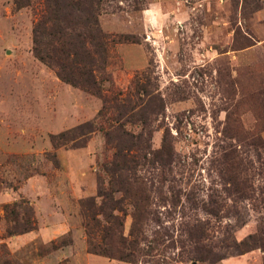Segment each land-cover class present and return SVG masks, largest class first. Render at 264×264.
<instances>
[{
	"label": "rangeland",
	"instance_id": "374dc122",
	"mask_svg": "<svg viewBox=\"0 0 264 264\" xmlns=\"http://www.w3.org/2000/svg\"><path fill=\"white\" fill-rule=\"evenodd\" d=\"M65 1L97 93L34 52L70 71L51 0H0V264H264V0Z\"/></svg>",
	"mask_w": 264,
	"mask_h": 264
},
{
	"label": "trees",
	"instance_id": "16d2710c",
	"mask_svg": "<svg viewBox=\"0 0 264 264\" xmlns=\"http://www.w3.org/2000/svg\"><path fill=\"white\" fill-rule=\"evenodd\" d=\"M56 8L54 9V14H53V20L54 26L56 24H60V28L62 29L61 32L63 33V36H68L69 40V46L71 48V53L69 54V57L73 56L74 59L72 61V64H70V71L67 73L65 65H60L52 62L46 55L40 51L38 47H35L34 52L36 56L44 61L46 64L55 66L59 70V76L61 77L62 80L71 83L75 86L82 87L83 89L87 91H92L97 93L99 91L98 83H97V78L95 75V59L91 57L92 51L88 48L89 45L93 46L95 49V52L99 53L100 49L106 50L104 47V36L101 35L100 32H98V29L96 30L97 33L94 31V28L91 27L92 29H87V32L81 33V34H68L65 32V29H69L74 25H70L68 19L64 18L65 17V9L66 8V1L65 0H51ZM18 5V4H17ZM89 23L91 22V19L88 20ZM63 23L66 24L63 26ZM97 24V22H96ZM44 28L43 22H40L34 30V37H35V43L40 46V40L38 35L42 32ZM76 32V31H75ZM73 32V33H75ZM77 76V77H76ZM121 95V94H120ZM119 95V96H120ZM119 99L120 97L114 95L113 98H106L105 97V110L110 109V104L112 103L113 107L116 109H119ZM127 115V113L121 114L118 119L114 120L113 122L115 123L112 125V127H115V129L123 128L124 125L121 124V120ZM102 118L104 117V113L101 114ZM101 118V119H102ZM95 124H87L81 128L93 131ZM64 136V135H62ZM54 142H56V139H54ZM101 195H104L102 192L99 191ZM91 203L90 200L88 201H83L82 202V208L85 213L86 219H90V211H91ZM95 220V218H94ZM88 221V220H87ZM34 225L28 220L25 221L24 228L19 231L18 229H10L8 231L10 236H14L16 234H21V233H28L32 230H34ZM86 230L88 235H93V231L91 228V223L88 221L86 225ZM91 252H95V250L92 248L91 244Z\"/></svg>",
	"mask_w": 264,
	"mask_h": 264
},
{
	"label": "crops",
	"instance_id": "0c3cea01",
	"mask_svg": "<svg viewBox=\"0 0 264 264\" xmlns=\"http://www.w3.org/2000/svg\"><path fill=\"white\" fill-rule=\"evenodd\" d=\"M46 234H49V233H46Z\"/></svg>",
	"mask_w": 264,
	"mask_h": 264
}]
</instances>
